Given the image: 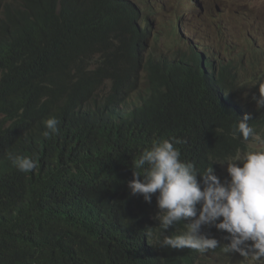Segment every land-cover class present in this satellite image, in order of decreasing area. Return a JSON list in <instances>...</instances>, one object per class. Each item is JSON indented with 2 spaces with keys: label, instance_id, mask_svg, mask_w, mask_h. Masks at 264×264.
Instances as JSON below:
<instances>
[{
  "label": "trees",
  "instance_id": "16d2710c",
  "mask_svg": "<svg viewBox=\"0 0 264 264\" xmlns=\"http://www.w3.org/2000/svg\"><path fill=\"white\" fill-rule=\"evenodd\" d=\"M188 2L197 5L183 0L165 47L135 0H0V264H205L194 250L160 248L155 195L149 204L127 187L154 141L182 140L181 160L202 173L254 147L231 136L245 113L264 135L252 99L264 83L259 16L249 6L248 36L218 57L221 44L216 54L179 31ZM50 117L58 132L45 137ZM8 152L37 169L18 171ZM211 167L223 182L226 165Z\"/></svg>",
  "mask_w": 264,
  "mask_h": 264
},
{
  "label": "clouds",
  "instance_id": "9594fccd",
  "mask_svg": "<svg viewBox=\"0 0 264 264\" xmlns=\"http://www.w3.org/2000/svg\"><path fill=\"white\" fill-rule=\"evenodd\" d=\"M252 96L257 109H264V83ZM249 114L239 118L231 136L251 140L255 147L236 151L223 161L227 179L223 182L209 167L198 171L194 164L181 160L174 146L182 140L161 139L143 149L132 162V179L127 182L131 195H139L147 203L155 195L160 248L191 249L200 255L215 253L219 248L225 255L239 254L245 264H264V135L249 125ZM43 135L58 132L59 121L50 117L44 122ZM15 168L22 173L35 171L37 161L13 152L6 153ZM199 176V179L197 178ZM186 221V222H185ZM183 223V231L168 235L169 229ZM204 226L226 233L227 243L204 233Z\"/></svg>",
  "mask_w": 264,
  "mask_h": 264
},
{
  "label": "rangeland",
  "instance_id": "374dc122",
  "mask_svg": "<svg viewBox=\"0 0 264 264\" xmlns=\"http://www.w3.org/2000/svg\"><path fill=\"white\" fill-rule=\"evenodd\" d=\"M135 1L139 4L143 14L148 15L154 27L155 32L153 34H157L163 38L162 46H173L172 27L176 23L175 12L181 13L183 0ZM224 4H226V0H197V5L193 8L192 3L188 2L189 7H192L190 9L191 15L186 18L181 17L183 24L180 26L179 31L189 34V36L195 34L197 41H201L209 49H214L216 54L220 53L221 44L224 52L223 54H219L218 57L223 56L228 51H233L235 54L237 50L231 47L229 43L239 46L244 38L248 36L250 26L249 23L246 24L244 22L242 15L250 6L253 8L255 14L259 16L258 30L256 32L260 36V48L264 51V0H227L229 9H224ZM215 9L220 12V15L216 19H212L210 14ZM216 24L221 26L220 31L222 33L224 31L227 34V40L220 37V31L215 27ZM252 30L255 31L254 28ZM202 231L212 237H217L216 230L206 229L204 226ZM219 253V249H217L215 253L199 254L201 258L200 262L204 261L205 264H216L219 261ZM222 262L224 264H245L242 257L238 260H231L226 255Z\"/></svg>",
  "mask_w": 264,
  "mask_h": 264
},
{
  "label": "bare ground",
  "instance_id": "6f19581e",
  "mask_svg": "<svg viewBox=\"0 0 264 264\" xmlns=\"http://www.w3.org/2000/svg\"><path fill=\"white\" fill-rule=\"evenodd\" d=\"M62 89V88H61ZM120 167V166H119Z\"/></svg>",
  "mask_w": 264,
  "mask_h": 264
}]
</instances>
